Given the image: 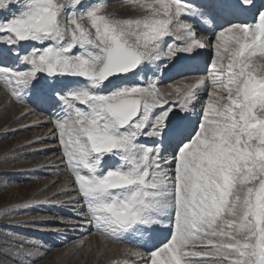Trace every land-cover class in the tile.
Listing matches in <instances>:
<instances>
[{
	"label": "snow or ice",
	"instance_id": "1",
	"mask_svg": "<svg viewBox=\"0 0 264 264\" xmlns=\"http://www.w3.org/2000/svg\"><path fill=\"white\" fill-rule=\"evenodd\" d=\"M129 4L141 14L0 0V81L15 99L57 110L54 135L89 226L114 240L168 228L160 247L130 256L264 264V0ZM209 46L208 76L161 90L164 73Z\"/></svg>",
	"mask_w": 264,
	"mask_h": 264
},
{
	"label": "rangeland",
	"instance_id": "2",
	"mask_svg": "<svg viewBox=\"0 0 264 264\" xmlns=\"http://www.w3.org/2000/svg\"><path fill=\"white\" fill-rule=\"evenodd\" d=\"M97 2H105L106 11L108 13H111L116 18L135 17L141 14L139 9H134L129 4V0H83V6L84 8H87L96 4ZM81 10H83V8ZM210 41H212V43H215L214 35L210 39ZM24 47L27 46L25 45ZM211 49L212 51H215L213 47H211ZM212 53L213 52H211V57L207 61V67H205V69H209L211 65V61L215 54ZM8 66L18 65L9 63ZM195 79L196 77H190L188 75L185 78L179 77V79H173V81L171 82H160L159 87L161 88V90H165L168 89L169 85H175L182 80L185 82H193ZM212 90L213 89L209 85L208 91ZM201 96L202 102L201 105H199L197 112L201 111L202 107L207 104V101L209 99V97L205 94H201ZM28 105L29 104L26 102H21L15 99L11 95V91L5 87L3 81H0V264H113L110 262H112L113 260L117 261L119 256H121L119 257V261L120 259H122L121 261H123L124 258L128 256L129 249L131 250L133 248V244H131L132 237H125L124 239L113 241V239L107 237L105 238V236L97 232L94 226H89L87 228L88 230L86 229V232L84 231L82 234H80L79 232L72 233V231L67 230L66 232L69 235H67V238L61 239V242H55L49 239L48 236L43 234V227L40 224L38 225V218H40L41 216H52L53 218L56 217L57 219V217L59 218L60 216L65 217V214L61 215L60 213H56L53 208L49 209V207L46 205L42 206V200L53 199V197H56L59 200H64L66 198L65 195L69 196L73 192L77 196V193L74 191H70L69 193H67V191H65L64 187L66 186V184L73 183L72 177L70 176L71 173L67 169V167H65L66 162L64 163V165L55 167L54 171V168L42 167L44 159L42 157L43 155L40 152L30 154L27 153L26 155L23 153L22 150H24L25 148H23V146H20V142L23 139H29L30 137H32V135H34V132L30 135L29 132H32L33 129H29V125L25 123L28 119H30L27 118L29 113L26 117H24L26 115L24 110L28 107ZM22 108L25 109L23 110ZM33 112H31V115ZM23 114L24 116H21ZM56 170L59 171L56 172ZM60 170L63 171L60 172ZM63 172L66 173L62 174ZM53 174L54 176H56L57 174L58 177L56 178L58 179L51 180ZM57 180H59V183L57 182ZM53 181H55L56 183H54ZM64 181L65 186L63 187V185L61 186V184ZM42 184L44 185V187L42 186ZM45 184L48 186H46ZM51 184L53 185L51 186ZM60 186L61 190L63 187L62 191L60 190ZM42 194L44 195V197L42 196ZM52 212L54 213V215ZM32 218L36 220H33ZM65 218H69V216L66 215ZM20 224H22L23 226ZM31 224L34 227H31ZM38 226L41 228L37 229ZM33 228L35 229L33 230ZM165 230H168V228ZM80 235L87 236L86 238L83 237L84 239H81ZM65 236L66 235H63V238ZM95 236L97 238H95ZM87 237L88 240H86ZM168 238H170V235ZM104 239H108V241ZM99 240H101V242L103 244H106V246L108 247H105V245L103 246V244L100 243ZM136 240L141 244V246L139 247H142V245L146 244L142 242L143 239H135V241ZM153 240L155 239L152 238L151 241ZM86 241L90 244L88 249L91 250L93 248L91 251H89L88 249L84 250ZM104 241L110 243L107 244ZM149 241L150 240L148 239H144V242L149 243ZM21 244L23 245V248H21ZM157 245H159V239L157 240L155 247ZM161 245H159V247ZM146 246H143V248L148 250ZM25 252L30 253V255H25Z\"/></svg>",
	"mask_w": 264,
	"mask_h": 264
},
{
	"label": "bare ground",
	"instance_id": "3",
	"mask_svg": "<svg viewBox=\"0 0 264 264\" xmlns=\"http://www.w3.org/2000/svg\"><path fill=\"white\" fill-rule=\"evenodd\" d=\"M262 0H257V3H261ZM240 22H250V21H240ZM218 29H216L215 31H217ZM201 36H203L204 38L210 40L212 37H213V33L212 32H198V38H200ZM215 37V36H214ZM211 52L215 53V51L211 49V47H206L205 49H202L200 50V56L197 60H195L194 62H191L189 63L187 66H186V70L180 72L179 74H176L175 72H168V73H164L163 76L161 77L160 79V82H171L173 81V79H179L180 78H185L186 76H190V77H201V76H208V68L205 69V67H207V61L209 60V58L211 57ZM212 53V54H213ZM24 53L21 52V55H23ZM215 55V54H214ZM196 74V75H195ZM183 76V77H182ZM141 79L140 76L138 77H130L129 78V81L130 83H136V82H139ZM164 82V83H165ZM210 85V84H209ZM211 86V85H210ZM167 90V89H165ZM201 102H202V96L200 97V102L196 105V112L198 111V107L199 105H201ZM28 107L24 110L25 112V116L24 114L21 115V116H24L26 117L27 114L29 113V115H31V112L32 113V117L28 115L27 118H30L28 119L25 123L27 125H29V129L32 128L33 131L32 132H29L30 135L31 133L34 132V135H32V137H30L29 139H23L21 142H20V146H23V148H25L23 151V153L26 155L27 153H37V152H40L43 156V159H44V162H43V165L42 167L44 168H54L53 170L55 171V167L57 166H61V165H64L65 161H63L61 159L62 157V150L60 148V145H59V142H58V139L55 138V135H54V132H55V129H54V124L51 122V121H54L55 120V116H54V112L57 111L56 109L48 106V105H44V106H41V107H37L35 104H32V103H28ZM27 105V104H26ZM22 111V110H21ZM22 113V112H21ZM52 113V115H51ZM25 125V124H24ZM26 125V126H27ZM23 128V127H21ZM28 133V134H29ZM141 142H147L146 140H141ZM18 146V145H16ZM19 146V147H20ZM16 148V147H15ZM22 153V154H23ZM21 154V153H20ZM42 159V160H43ZM107 163L111 164L112 163V160H108ZM66 164V163H65ZM42 167H39V168H42ZM66 167V166H65ZM58 169V168H57ZM33 170V169H32ZM66 170V169H64ZM50 171V169H49ZM52 171V170H51ZM59 171V170H56V172ZM63 171V170H62ZM60 170V172H62ZM39 172V171H38ZM46 172V171H45ZM59 172V173H60ZM25 173V172H24ZM43 173V172H41ZM47 173V172H46ZM58 173V174H59ZM66 172H63L62 174H64ZM52 175V173H51ZM70 175V174H69ZM60 176V175H59ZM65 176V175H64ZM71 176V175H70ZM57 174L56 176H52V179L51 180H56L58 178ZM67 177V176H66ZM69 177V176H68ZM51 178V177H50ZM64 179V178H63ZM46 180V179H45ZM61 180V179H60ZM68 180V179H67ZM66 180V181H67ZM59 180H57L58 182ZM62 181V180H61ZM60 181V182H61ZM70 181V180H69ZM48 182V181H47ZM54 183H56L55 181H53ZM59 183V182H58ZM67 183V182H66ZM61 184V183H60ZM59 184V185H60ZM65 181L61 184V186L63 185V187L65 186ZM46 185V184H45ZM53 184H51L52 186ZM74 184L71 183V184H66V186L64 187L65 188V191H67V193H69L70 191H74V187L73 186ZM42 186L44 187V185L42 184ZM48 186V185H46ZM57 186V185H56ZM61 186H60V190H61ZM63 187H62V190H63ZM48 188V187H47ZM56 188V187H55ZM59 188V186H58ZM54 190V189H53ZM61 190V191H62ZM64 191V192H65ZM51 192V191H50ZM60 192V191H59ZM75 192V191H74ZM48 193V192H47ZM46 193V194H47ZM61 193V192H60ZM59 193V194H60ZM57 194V193H56ZM55 194V195H56ZM69 195V194H68ZM40 196V195H39ZM38 196V197H39ZM42 196L44 197V195L42 194ZM41 196V197H42ZM54 196V195H53ZM60 196V195H59ZM66 198L64 200H62L60 197L61 200H59L58 198L56 197H53V199H49V200H42V206L46 205L49 207V209L53 208L54 211H56V213H60L61 215H64L65 214V217L66 215L69 216V218H65V217H56L53 218L52 216L51 217H44V216H41L40 218H38V225L40 224L43 228H42V232L44 235L48 236L49 239L55 241V242H59L61 239H65L67 238V235H69L66 231H72L73 232H79L80 234H82L84 231L86 232V229L89 227V225L86 223V221H84L82 219L83 217V212L81 211V209L83 208V202L77 198V196L75 195V193L72 192L71 195L67 196L65 195ZM52 197V196H51ZM33 198V197H32ZM50 198V197H49ZM34 199V198H33ZM40 199V198H39ZM48 199V198H47ZM60 202V203H57V202ZM34 202V200H33ZM29 205V204H28ZM33 205V204H32ZM40 206V204H39ZM38 206V207H39ZM34 207V206H33ZM45 208V207H44ZM47 208V207H46ZM48 209V208H47ZM37 210V209H36ZM45 211V210H44ZM86 211V209H85ZM44 213V212H43ZM53 213V212H52ZM54 215V213H53ZM35 216V215H34ZM37 217V216H36ZM52 218V219H51ZM33 219V218H32ZM33 220H36V219H33ZM25 221V220H23ZM29 221V220H28ZM31 221V220H30ZM60 221H63V223H61ZM37 223V222H36ZM167 224V222H165V225ZM22 225V224H20ZM19 225V226H20ZM32 225V224H31ZM30 225V226H31ZM23 226V225H22ZM37 226V225H35ZM17 227V226H16ZM31 227H34L33 225ZM91 227V226H90ZM30 228V227H28ZM41 227L38 226L37 229H40ZM32 229V228H31ZM35 228H33L34 230ZM167 229V227H162V228H158L153 234H152V238L155 239L153 241H149L148 242H144V239L147 240V238L145 237L142 242L143 243H146V247L148 248L149 251H151V249L153 250L155 245H156V242L157 240L159 239V245L163 244L164 242H166V240L168 239L169 237V230H165ZM88 230V229H87ZM95 230V229H94ZM92 231V230H91ZM90 231V232H91ZM97 231V230H96ZM38 233V232H37ZM89 233V232H88ZM92 233V232H91ZM96 233V232H94ZM93 233V234H94ZM40 235V234H39ZM63 235H66L64 238H63ZM79 235V234H78ZM92 235V234H91ZM96 235V234H95ZM45 236V237H46ZM72 236V235H70ZM76 236V235H74ZM81 236V235H80ZM87 235H82L81 236V239L83 237L86 238ZM97 236V235H96ZM95 236V238H97ZM99 236V235H98ZM106 238V237H105ZM128 238V237H127ZM84 239V238H83ZM100 239V238H99ZM88 240V237L87 239ZM97 240V239H96ZM104 240H107L108 239H104ZM131 244H133V248L131 249V251H140V252H144V253H147L148 250H146L145 248L142 247H139L141 246L140 243L137 242V240L135 241V239H131ZM111 241V240H110ZM114 241V239H113ZM128 241V239H127ZM61 242V241H60ZM100 243L101 240H99ZM105 243H107L106 241H104ZM112 242V241H111ZM93 243V242H92ZM110 243V242H109ZM107 243V244H109ZM61 244V243H60ZM103 244V243H102ZM130 244V243H129ZM89 243L86 241L85 242V249L84 250H87L88 247H89ZM92 245V244H91ZM98 245V243H97ZM101 245V244H100ZM105 245V247H108L106 246V244H103V246ZM159 245H157L156 247H159ZM94 247V246H93ZM91 249V247H90ZM93 249V248H92ZM91 249V250H92ZM114 249V247H113ZM122 249V248H121ZM89 250V249H88ZM89 250V251H91ZM99 251V250H98ZM130 251V249H129ZM120 252V251H118ZM92 253V252H91ZM103 253V252H102ZM128 253V252H126ZM88 254V253H87ZM119 254V253H118ZM100 257V256H99ZM121 257V256H119ZM119 257L117 259V261H119ZM102 258V257H101ZM103 259V258H102ZM88 260V259H87ZM122 259H120L121 261ZM130 261L131 264H144V261L141 260L140 258H137V257H133V256H130L128 254V256H126L124 258L123 261ZM114 261V260H113ZM110 262V263H113Z\"/></svg>",
	"mask_w": 264,
	"mask_h": 264
}]
</instances>
